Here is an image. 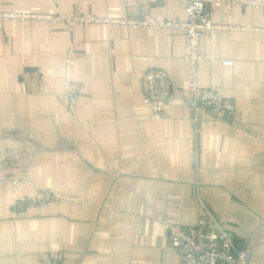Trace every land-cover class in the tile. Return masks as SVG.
<instances>
[{
  "label": "crops",
  "instance_id": "0c3cea01",
  "mask_svg": "<svg viewBox=\"0 0 264 264\" xmlns=\"http://www.w3.org/2000/svg\"><path fill=\"white\" fill-rule=\"evenodd\" d=\"M213 6L242 29L201 39L200 83L236 103L232 120L188 105L183 31L69 22L76 15L184 18V0H0V10L60 15L0 29V264H183L164 221L223 224L264 264V0ZM80 85L64 101L65 60ZM165 69L167 101L151 118L143 77ZM29 203L15 205V192ZM53 190L78 201L40 200Z\"/></svg>",
  "mask_w": 264,
  "mask_h": 264
},
{
  "label": "built area",
  "instance_id": "2783aa9c",
  "mask_svg": "<svg viewBox=\"0 0 264 264\" xmlns=\"http://www.w3.org/2000/svg\"><path fill=\"white\" fill-rule=\"evenodd\" d=\"M130 4V0H125ZM185 17L176 19L157 18L146 14L129 15L126 17H91L76 15L67 19L69 22H109L130 28H156L171 31H183L188 40V52L185 60L188 63L187 85L190 92L188 105L194 111V119L202 118L201 108L207 109L214 117L232 120L236 114V103L232 98L224 96L215 88H206L200 83L199 63L208 56L201 50V39L206 33L214 30L242 29L243 26L221 24L212 18L213 6L233 7L239 4L237 0H184ZM46 20L51 24L64 21L60 15L24 12L17 9L0 10V29L9 20ZM76 61V51L70 48L65 60L66 90L63 95L66 107L73 111L79 94L80 85L72 78V71ZM172 76L162 68H150L143 77L144 100L149 107L151 118L162 117L167 101L166 85ZM0 182H11L18 186L20 183H31L26 177H19L0 172ZM47 197L40 202L48 206L56 201H78L75 196L48 190ZM29 199L22 198L19 190L15 192V205L22 208ZM168 238L181 257L183 264H252L253 253L249 246L241 247L236 243L233 230L223 224L199 225L190 228L179 223L164 221Z\"/></svg>",
  "mask_w": 264,
  "mask_h": 264
}]
</instances>
